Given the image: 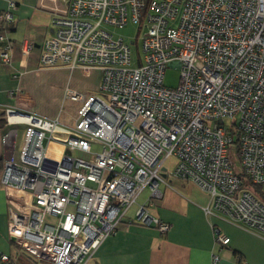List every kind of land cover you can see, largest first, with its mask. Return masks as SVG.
I'll use <instances>...</instances> for the list:
<instances>
[{
	"label": "built area",
	"instance_id": "built-area-1",
	"mask_svg": "<svg viewBox=\"0 0 264 264\" xmlns=\"http://www.w3.org/2000/svg\"><path fill=\"white\" fill-rule=\"evenodd\" d=\"M15 9L9 3L0 14L4 66L12 58L6 32ZM53 10L39 64L100 71L105 99L66 91L67 100L81 103L71 128L60 126L61 111L47 119L5 109L8 236L38 261L86 264L146 189L135 222L167 233L169 225L148 207L161 199V184L170 188L178 180L205 193L206 214L264 237V0H69L66 10ZM129 19L144 30L143 58L134 68L129 46L104 29ZM31 51L25 41L20 56ZM169 66L180 70L176 88L163 86ZM17 125L25 128L16 157ZM51 143L63 149L58 159L47 155ZM92 144L101 151L92 153ZM170 157L173 169L166 165ZM14 193L27 194L28 205ZM215 241L226 246L229 238L217 233Z\"/></svg>",
	"mask_w": 264,
	"mask_h": 264
},
{
	"label": "crops",
	"instance_id": "crops-1",
	"mask_svg": "<svg viewBox=\"0 0 264 264\" xmlns=\"http://www.w3.org/2000/svg\"><path fill=\"white\" fill-rule=\"evenodd\" d=\"M68 1L0 0V14L9 3L16 7L8 31L11 62L6 66L0 64V120L9 108L54 118L64 103L71 102L76 115L71 117L74 123L81 103L67 100L66 91L79 93L84 98L101 97L100 71L83 73L62 65L44 68L39 64L42 44L52 29L53 9L66 10ZM25 41L31 43L32 51L27 57H21L20 48ZM61 117L60 113V126H74L61 123ZM10 128L6 123L0 127V257L6 255L10 264H49L27 254L8 236L9 194L1 185V173L5 152L3 136ZM61 151L62 147L60 152L51 154L58 159ZM183 183L181 188L188 193L185 199L180 197L183 201L171 198L168 203L148 208L151 217L169 225L167 233L136 223L135 214L132 219L123 218L116 226V235L105 239L86 264H264V237L217 213L206 214L205 193L191 182ZM159 191L162 201L164 194L160 186ZM13 197L20 205H28L27 194L14 193ZM217 233L229 238L228 245L215 241ZM214 256L219 259L216 263L212 261Z\"/></svg>",
	"mask_w": 264,
	"mask_h": 264
},
{
	"label": "rangeland",
	"instance_id": "rangeland-1",
	"mask_svg": "<svg viewBox=\"0 0 264 264\" xmlns=\"http://www.w3.org/2000/svg\"><path fill=\"white\" fill-rule=\"evenodd\" d=\"M104 29L110 35H112L113 39H119L120 38V39L124 40V42L129 46V49H130V58H131L130 66L133 68L137 67L139 61H141L143 58L142 51H141V37H142L144 30L139 29V24L134 23L129 19L127 21V23L122 27H113V26L104 25ZM179 77H180L179 68L174 67V66L167 67V69L165 70L164 75H163V86L166 88H176L179 85ZM100 96L105 99V95L103 93H101ZM73 109H74V105L71 102H66V103H64V105H62V109H61L62 117L60 120L61 123L65 122L66 124H73L74 125L72 118L76 117V115H75ZM16 111L26 113V114H31V113H27L24 111H19V110H16ZM15 128L18 131L17 141H16V152H15V156L17 157V155L20 151L23 132H24L25 127L23 125H17ZM49 148L54 152H60L59 146L50 145ZM91 150H92V153L99 152V151H101V146H99L97 144H92ZM230 154H231L232 158L234 159L233 161L235 164V168H237L239 170L240 164H239L238 159L235 155L234 146L231 148ZM59 155H60V153H59ZM175 163H176V159L174 157H170L166 161V165L168 167H170L171 169H173ZM176 181H178V180H172L171 182H169L170 188L161 184L160 190L164 194V199L162 201L160 199L159 200H155V199L152 200V206L148 207V208L151 209L154 206L161 205L162 203H168L169 199H171V198H173L174 201H176L175 198L178 199V201H183L182 199H180V197L184 198L187 196V194H188L187 189L185 190V188H181V186L184 184L183 182H180V181L176 182ZM148 195L149 194H148L147 189L144 190L141 194H139L135 200V203L132 204L127 209V211L125 212L122 219L123 218L124 219H129V218L132 219L136 210H137V207L141 206V205H146ZM67 210L73 211L74 209L71 206H69ZM55 222L56 221L53 218H47L46 219V223L53 225Z\"/></svg>",
	"mask_w": 264,
	"mask_h": 264
},
{
	"label": "trees",
	"instance_id": "trees-1",
	"mask_svg": "<svg viewBox=\"0 0 264 264\" xmlns=\"http://www.w3.org/2000/svg\"><path fill=\"white\" fill-rule=\"evenodd\" d=\"M10 30V25L8 26L7 28V39H8V42L10 43V40L8 38V31ZM11 44V43H10ZM3 44H0V49L2 48ZM12 46V45H11ZM4 115V114H3ZM6 121H5V118H3L2 120H0V127L5 125ZM242 184L243 186L245 185L249 190H251L252 192L254 193H257V195L261 196L262 197V194H260V189L256 186H251V185H248V183L246 182L245 179L242 178ZM7 264H10V262H8ZM11 264H16V263H11Z\"/></svg>",
	"mask_w": 264,
	"mask_h": 264
},
{
	"label": "bare ground",
	"instance_id": "bare-ground-1",
	"mask_svg": "<svg viewBox=\"0 0 264 264\" xmlns=\"http://www.w3.org/2000/svg\"><path fill=\"white\" fill-rule=\"evenodd\" d=\"M10 120H11V121H13V120H22V121H26L27 118L17 117V116H11V117H10ZM50 145H56V146H59V147L61 148V146L58 145V144H56V143H51V144H49V146H50ZM51 152L54 153V151H52V150L48 147V153H47L48 157H50V158H52V159H56V158H54V157L52 156ZM55 153H57V152H55Z\"/></svg>",
	"mask_w": 264,
	"mask_h": 264
},
{
	"label": "water",
	"instance_id": "water-1",
	"mask_svg": "<svg viewBox=\"0 0 264 264\" xmlns=\"http://www.w3.org/2000/svg\"><path fill=\"white\" fill-rule=\"evenodd\" d=\"M18 114H20V115H23V116H29V114H26V113H22V112H18V111H16Z\"/></svg>",
	"mask_w": 264,
	"mask_h": 264
}]
</instances>
